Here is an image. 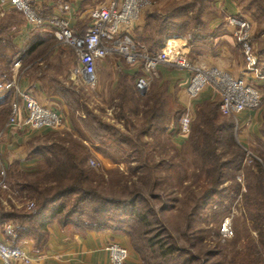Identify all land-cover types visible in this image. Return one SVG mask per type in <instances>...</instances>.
<instances>
[{
    "label": "trees",
    "instance_id": "obj_1",
    "mask_svg": "<svg viewBox=\"0 0 264 264\" xmlns=\"http://www.w3.org/2000/svg\"><path fill=\"white\" fill-rule=\"evenodd\" d=\"M238 1L236 0L237 4H239ZM254 2L257 0H250L244 10H251V7L254 10ZM213 3L214 0H184L183 3L176 4L172 8L148 12L146 14L148 25L144 33L134 31L135 41L144 45L150 54H155L161 49L164 37H185L189 38L187 45L189 55L193 59L209 54L216 48L214 39L221 29L220 27L219 30H210L208 25L216 16ZM257 8L261 14L260 18H264V8L259 6ZM254 14L257 17V14ZM21 17L25 21L22 15ZM238 17L246 19L242 14ZM260 34L264 35V28L261 29ZM76 36L84 37V35ZM253 41H256V37L252 39ZM55 45L57 42L53 41L45 50L53 51ZM36 48L37 45H31V52L34 53ZM255 51L259 59L258 72L264 76V44L258 45ZM37 55L36 52L34 59ZM20 60L24 64V59ZM9 63L6 65L7 73L2 75L6 80H9ZM121 78L128 79L123 74ZM53 93L64 101L67 108H70V113L74 112L77 105H80V100L77 102L72 96V93L75 95L76 92L71 91L70 88L56 83L53 85ZM137 94L140 93L137 91ZM159 95H156L153 105H147L148 109L144 110L146 124L142 132H138L135 140L124 135L120 130L102 123L91 113L78 116V119L93 145L116 147L121 152L129 151L136 155L138 153L136 140L140 139V135L165 132L173 122L170 110L165 109L162 101H159L160 97L171 98L168 95L167 85ZM70 97L73 99L71 102ZM215 102L218 106H207L208 111L204 115L203 124L197 127L196 132L194 131V137L189 138L194 153L204 165L210 167L207 188L203 191L199 202H195V206L189 213L190 216L199 215L215 198H220L223 194L234 190L233 187H224V184L229 178L228 172L233 173L230 179H233L232 182L235 183L234 174L241 168L243 161L242 152L233 144L232 117L224 116L220 111V103ZM207 103H203L201 107H205ZM9 108L10 106L6 108L3 116L10 115ZM220 115L225 120L220 121ZM215 121H218L217 125ZM173 123L177 125L176 122ZM72 125L76 132L80 131L75 123ZM174 130L176 133L177 129ZM260 133L264 137L263 129ZM60 134L52 131L29 142L28 159L38 160L41 169L25 173L20 169L18 162L5 169L15 184L11 186V189L25 197L20 208L12 206L9 210L1 211V219L12 221L14 225L13 231L16 235L14 239H10V246L18 248L23 240L29 238L36 252H41L48 242L50 228L57 224L62 230L73 232L75 235L84 236L88 232L105 231L122 234L131 240L134 250L142 257L143 264H188L190 260L186 259V251L182 250L163 225L161 216L167 210V206L156 209L151 204V200L161 199L152 193L155 184L149 193L136 184L130 186L125 183L122 194L119 196L110 197L102 194L99 188L105 181L103 177H96L87 166L88 152H82L76 145L64 143ZM223 145H226L227 149L233 153L230 161H221V155L216 153L217 148ZM147 168L144 164L138 165L135 169L143 171ZM179 169L182 168L179 167ZM183 176L181 172L180 181ZM30 178L36 181L29 182ZM247 178L244 202L251 216L264 230V163H256L255 171L249 169ZM149 179L150 177H144L145 181L142 178L144 182H141L148 185L151 183ZM147 196L150 197L147 198ZM29 202H32V206L28 204ZM255 250L257 251V248ZM258 253V264H263L261 253Z\"/></svg>",
    "mask_w": 264,
    "mask_h": 264
},
{
    "label": "rangeland",
    "instance_id": "obj_2",
    "mask_svg": "<svg viewBox=\"0 0 264 264\" xmlns=\"http://www.w3.org/2000/svg\"><path fill=\"white\" fill-rule=\"evenodd\" d=\"M162 1L147 0L148 3L145 4L146 8L141 16L154 10L172 8L176 4L183 3L184 0ZM249 1L239 0L238 6L240 14L251 23L252 39L256 37V41L253 42L257 50L258 45L264 44V35L260 34L261 29L264 28V18H260V11H257L258 6L264 8V0L254 2V10L251 7L253 11H245L244 9L248 6ZM162 5L165 7H162ZM254 13L257 14V17ZM251 14L253 15L251 16ZM230 15L232 14L226 13V18ZM226 21L227 19H224L222 26L224 28L227 25ZM56 47L61 50L63 59L62 66L58 68L61 78L58 81H54L53 85L58 83L76 92L75 95L72 93V96L77 102L80 100V105H77L74 108V112L71 113L70 108H68V116L69 123L71 125L75 123L80 131L59 130L54 132L61 133V140L64 143L67 142L69 145H76L82 152H88L86 160L88 161L86 162L87 166L93 171L96 177H103L105 181L103 186L99 188L101 193L110 197L119 196L122 194L125 183L130 186L136 184L139 188L142 187L143 190L149 193V190L155 184L152 193L161 199L151 200V204L156 209L167 206V210L161 216L163 225L175 238L174 240L177 241L182 250L186 251V259L188 261L190 260L188 264L190 262L191 264H258V252L261 253L260 257L264 264V230L251 216L244 202V195L247 191L248 170L255 171L256 163H264V137L260 133V130H264V90L261 91L263 96L262 107L259 111L253 112L251 116L252 120L255 118L258 119L259 124L257 122V126H249V128L243 127L244 129H242L241 119L239 117L238 123L240 129L238 130L237 120L232 118V122L234 123L232 130L234 137L233 144L236 146V149L238 148L242 152L243 156L241 168L234 174L235 183L232 182L233 179H230L233 173L228 172L229 178L224 184V187H233L234 190L223 194L220 198H215L204 207L199 215L190 216L189 213L195 206V202H199V198H201L203 191L207 188L209 181L208 170L210 167L204 165L194 153L189 143V138L194 137L196 130H198L197 127L203 124L204 115L208 111L207 108L214 105L218 106L215 102L218 100L212 99L208 101L205 107H201L202 104L195 105L193 103L195 100H191L190 98L192 102L186 105L179 98L171 95V98L160 97L159 101H162L165 109L170 110L171 121L178 124L180 118L185 113L190 112L192 115V130L186 137L180 136L178 130L175 133V130L172 128H168L165 132H151L144 136L140 135V139L136 140V143L138 142L136 144L138 149L136 155L131 154L129 151L121 152L116 147L93 145L89 140V135L83 129V126H81L82 124L78 116L91 113L96 119L102 121V123L110 125L116 130H120L124 135L135 140L138 132L141 133L146 124L145 115H143L144 110L148 109L146 108L147 105H153L154 99L157 98L156 95L162 93L165 85L156 78L150 89L144 95H140L135 91L133 80H123L121 78V70H119V74L115 73V71L114 73L111 72L113 73L111 74L109 69L97 67V84L95 88H91L85 84L83 79H76L75 77L74 69L78 65V59L74 50L58 42L55 45ZM238 48L241 53L240 59L242 60V51L239 46ZM213 52L210 53L211 56L215 54ZM37 54L36 59L23 64L18 74L20 78L25 77L28 73L35 72V69L36 71L46 70L41 65L43 61H46L50 65L53 51L47 52L45 48H41L37 51ZM207 55H203L201 58ZM113 57L118 62L111 60L112 63H119L123 68L129 69L130 66L124 62L121 56L117 55ZM209 67H216L223 70L219 66ZM136 69L138 74L139 69ZM117 76L119 77L116 83L114 79ZM99 79L103 80L102 83L98 82ZM73 99L70 97V102ZM9 118L10 115L8 116L7 122ZM219 119L220 121L225 120L222 115H220ZM218 121L214 123L217 125ZM173 122L171 124L175 126ZM218 148L216 153L221 155V161H230L233 153L227 149L228 147L223 145ZM90 161L95 162V167L89 163ZM144 164L148 167L146 170H143L144 172L135 169L138 165ZM40 165L37 164L35 171L41 169ZM179 167L183 170H180ZM181 172L184 175L182 181H180ZM144 177H150L149 180L151 183L148 185L142 183L141 181L144 180ZM35 181L34 178H30L29 180L31 183ZM235 185L238 187L236 188ZM11 186H15L14 181H12L8 172L3 171L0 175V192L5 191V195H8L7 193L12 190ZM13 197L21 199L22 201L25 200V197L23 195L20 196V194L19 196ZM149 197L147 196V198ZM28 204L32 206V202ZM4 208L6 210L10 209L7 207ZM70 234H73V232H70ZM128 241L129 244L125 246H128L129 248H127L130 251L128 263L131 261L133 264H143V259L134 250L131 240L128 239ZM255 248H257V251Z\"/></svg>",
    "mask_w": 264,
    "mask_h": 264
},
{
    "label": "crops",
    "instance_id": "obj_3",
    "mask_svg": "<svg viewBox=\"0 0 264 264\" xmlns=\"http://www.w3.org/2000/svg\"><path fill=\"white\" fill-rule=\"evenodd\" d=\"M111 1L112 0H35L34 5L42 11L44 15L56 14L60 12L64 6H68L72 17L71 26L73 32L78 36H82L85 35L87 28L92 23L93 13L101 7L108 5ZM162 2H164V0ZM213 5L216 10V16L210 20L208 24L209 28L210 30H219L221 27L214 39L216 48L213 52L215 53L213 56L209 53L202 58L200 56L193 59V57L189 55V48L187 45L189 38L185 37L178 38L166 36L164 37L161 48L175 47L182 51L190 60L208 67L219 66L223 68V70H226L225 72L229 73L232 77L245 78L260 91H263L264 76H262L258 70L256 73L249 72L243 53L241 56V58H243L242 60L240 59L241 53L232 36V28L227 25L225 28L222 27L224 19H226V13L239 16L240 12L236 0H214ZM162 7L165 6L162 5ZM147 25L148 21L146 15H142L135 26V32L144 33ZM53 41H56V39L52 29H33L26 24L19 12L10 2L7 0H0V168L2 172L16 162L19 163L20 169L25 173H32L35 171V167H37L38 160L28 159V144L31 140L49 132L42 134L27 133L25 131L10 132L6 128L8 116H3L2 114L7 110L6 108L10 106L12 91L7 89L6 86L14 80L17 73H20L23 66L20 59H24V64L29 63L28 61L34 60L35 53L39 49H46ZM31 45H37L34 53L30 50ZM54 49L50 65L46 61L41 62V65L46 68V70L42 69L37 70L35 73H28L25 77H19V80L24 88L30 89L35 94L40 103L53 108L65 118L66 124L62 131L68 130L75 132L73 126L69 123V111L66 104L59 96L53 93V82L61 78L58 68L62 66L63 59L61 50L57 47ZM114 59L115 57L108 58L100 62L97 67L109 69L110 73H114L115 71V73L118 74L119 70H121L122 74L127 77L128 80L134 81L135 90L137 91L136 79L138 74L136 67L125 69L119 65V63H112L111 60ZM8 62H10L8 69L9 80H6L3 79L2 75L3 73H7V69L5 68ZM17 65H20L18 70L15 68ZM156 74L157 79H159L162 84L167 85L168 95L179 98V100L186 105L192 102L186 94V88L189 83L186 73L162 66L159 67ZM118 77L119 76L114 79V82L116 81L117 83ZM102 81V79H99L98 82L102 83ZM212 99H214L212 92L210 90H204L200 97L193 103L195 105H200ZM252 114L253 112H246L240 116L242 129L246 127L249 128V126H257V122L259 124L258 119L255 117L254 120L251 119ZM169 128L171 129V124ZM5 194V191L0 192V241L10 246V239H14L16 235L13 231L14 225L12 221L1 219V211L5 209L4 207L11 208L15 206L16 208H20L23 205V201L13 197L19 196L16 191L10 190L7 193L8 195ZM110 243H119L126 246L129 244V241L124 235L110 231L98 233L88 232L84 236H73L69 231H64L57 224H54L50 228L48 242L43 251L36 252L33 242L29 238L23 240L18 247L22 248L29 255L39 259L40 264H110L108 254L105 251L107 245ZM128 264H133V262L129 261Z\"/></svg>",
    "mask_w": 264,
    "mask_h": 264
},
{
    "label": "built area",
    "instance_id": "obj_4",
    "mask_svg": "<svg viewBox=\"0 0 264 264\" xmlns=\"http://www.w3.org/2000/svg\"><path fill=\"white\" fill-rule=\"evenodd\" d=\"M24 17L27 25L35 30L52 29L56 41L71 47L78 59L74 69L76 79H83L91 88L96 87V69L100 62L121 56L130 67L139 69L136 79L137 91L144 95L157 78L159 67L181 71L188 76L186 94L191 100L200 97L204 90H210L213 98L220 103L224 116L237 120L246 112H256L262 107L261 91L245 78H234L229 73L192 61L175 47L161 48L150 54L144 45L137 43L134 31L147 0H112L108 5L93 13L92 23L83 38L77 37L71 26V13L68 6L53 15H44L34 5L35 0H7ZM232 28V36L241 48L249 72L256 73L259 59L252 42L251 23L236 15L226 18ZM20 65L15 68L18 70ZM12 91L11 114L6 128L10 132L25 131L42 134L62 130L66 120L49 106L40 103L35 94L24 88L18 73L7 84ZM175 127L180 136H188L192 130V115L185 113ZM1 138V136H0ZM252 156V155H251ZM251 160V157H250ZM252 161V160H251ZM95 167V162H89ZM105 251L110 264H128L130 251L118 244H109ZM40 264V260L29 255L22 248H12L0 241V264Z\"/></svg>",
    "mask_w": 264,
    "mask_h": 264
}]
</instances>
